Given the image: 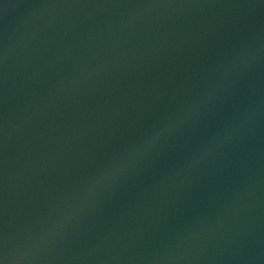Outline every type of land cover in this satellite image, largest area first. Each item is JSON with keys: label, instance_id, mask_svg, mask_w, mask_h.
<instances>
[{"label": "water", "instance_id": "95a60500", "mask_svg": "<svg viewBox=\"0 0 264 264\" xmlns=\"http://www.w3.org/2000/svg\"><path fill=\"white\" fill-rule=\"evenodd\" d=\"M0 264H264V0H0Z\"/></svg>", "mask_w": 264, "mask_h": 264}]
</instances>
